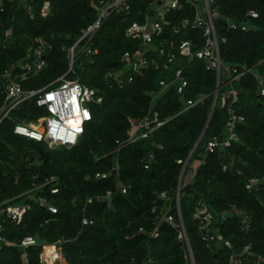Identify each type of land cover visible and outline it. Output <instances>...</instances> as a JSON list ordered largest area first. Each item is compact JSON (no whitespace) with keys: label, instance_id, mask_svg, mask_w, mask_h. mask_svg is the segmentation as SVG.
<instances>
[{"label":"trees","instance_id":"1","mask_svg":"<svg viewBox=\"0 0 264 264\" xmlns=\"http://www.w3.org/2000/svg\"><path fill=\"white\" fill-rule=\"evenodd\" d=\"M0 1V74L20 63L13 75L26 91L42 89L66 75L103 97L101 104L92 106L93 120L72 147L53 148L14 134L16 124L37 125L47 116L36 98L21 103L0 125V204L4 203L0 211L11 205H31L21 223L3 218L0 235L9 243L0 244V264H24L25 254L28 264H41L42 245L58 242L65 264H192L180 227L176 192L182 172L177 161L186 160L193 150L182 180L180 208L194 263L229 264L232 252L246 245L264 256V95L257 94L255 77V73L264 76V0H216L214 5L219 12L215 27L223 63L253 68L230 86L237 92L232 109L244 117L237 123L238 139L214 153H208V142L228 137L230 114L219 98L198 143L211 115L218 82L217 73L207 68L205 60H188L169 50L174 60L167 69L152 67L133 74L124 68L125 52L144 53L141 39L127 37L126 29L134 21H146L154 0H131L127 18L124 12H111L91 40L97 53L87 55L76 49L71 72L68 50L112 0ZM47 1L50 13L44 17L41 10ZM251 10L259 17L248 16ZM194 16L193 7L182 0L178 10L167 11L168 23L156 43L191 40L200 49L205 42L202 31L182 26L184 19L192 21ZM230 23L245 25L247 30H232ZM8 30L12 35L7 38ZM38 38L52 48L45 55L47 66L35 72L23 64L31 61L29 54ZM146 56L166 62L157 54ZM180 69L189 83L181 94L174 82ZM109 72H117L119 78L107 79ZM161 81L169 86L155 98L162 90ZM228 81V71L223 69L220 95L227 91ZM200 97L202 101L186 108L189 100ZM3 102L0 84V105ZM154 112L166 121L164 126L148 139L114 152L118 142L127 138L131 120ZM225 163H229L226 171ZM117 165L118 176L112 173ZM191 170L195 171L193 178L188 174ZM97 173L109 176L96 178ZM52 178L57 182L48 183ZM253 178L263 179L258 190L249 186ZM120 182L127 189L125 194L118 187ZM54 187L57 193H52ZM164 192L166 198L161 197ZM40 198L57 212L41 205ZM202 199L220 219L224 215L225 220H218L219 231L231 249L223 243L209 246L201 239L194 213ZM242 213L252 216L248 233L241 228ZM84 218L88 220L85 226ZM28 236L38 244L23 248L20 243Z\"/></svg>","mask_w":264,"mask_h":264},{"label":"built area","instance_id":"2","mask_svg":"<svg viewBox=\"0 0 264 264\" xmlns=\"http://www.w3.org/2000/svg\"><path fill=\"white\" fill-rule=\"evenodd\" d=\"M131 0H112L105 4L101 14L97 20L83 30V35L76 42V44L68 50V58L70 60L69 72L73 69V63L77 57L76 49L80 47L81 52L91 55L92 53H97L96 49H92L90 46L91 40L95 33L101 28L103 22L115 11L117 13L124 12L127 18L131 15ZM186 3L190 4L195 12L194 19H184L182 21L183 27L191 26L202 31L203 37L205 39L204 45L198 49L197 44L191 40H178L171 39L166 42L156 43L164 32V25L168 23L166 21V13L169 10H178L181 6L182 0H154L150 4L151 13L146 16V21L140 23L137 21L132 22L126 29V36L129 38H140L142 41V47L144 53L140 50L135 52H125L122 57V62L126 71L130 73H142L143 70H148L150 68L162 69L168 68L174 60V56L170 53L174 51L180 56L188 59H200L207 62V68L214 70L217 73V78L220 75V80L217 82V88L215 91V98L221 100V105L224 107L226 99L232 94L233 101L228 109L230 114V120L227 124L229 135L226 139H220L219 137H214L208 142L207 151L208 153H214L220 148H225L230 142L237 140V123L244 121L242 115L237 114L233 109V104L237 101V92L230 87L232 82L238 78L246 75L247 73L253 72V68H236L227 67L223 63L220 54V43L215 27V18L218 17L219 12L214 8L216 0H185ZM1 2V1H0ZM50 2H45L42 7L41 13L44 17L48 16L50 13ZM252 18H258L259 14L257 11L251 10L247 14ZM229 28L232 30L241 29L243 31L247 30V26L239 25L237 23H230ZM178 30H176L177 32ZM12 35V30L6 32V37ZM52 46L47 43L43 38L36 39L34 44L33 53L29 54V59L31 60L26 67L35 72H40L47 66L45 55L50 51ZM170 50V52H169ZM147 54L153 53L159 55L161 58H166V62H159L156 59H150ZM22 65L20 63L16 64L12 69L6 70L4 73L0 74V84H1V94L4 96V102L0 105V125L2 122L10 117L12 111L17 109L21 103L28 99L36 98L37 105L46 108L48 114L47 116L41 118L39 123L36 124H25L18 123L14 127V134L20 137H25L36 142H45L49 147L58 146H75L85 133L87 124L93 120V105H99L103 101V97L99 92L87 85L82 84L79 80L67 79L66 75L58 78L57 80L50 83L48 86L34 91H26L21 82L14 77L13 70L15 67ZM228 71L229 81L225 83L228 84L227 91L220 95L221 89V76L222 70ZM117 72H109L106 75L107 79L117 80L119 77ZM255 77L258 81L257 94L260 96L264 95V76L255 73ZM133 81V76L130 75L129 82ZM174 82L177 84V92L179 94L183 93L184 90L189 86L188 80L184 77L183 70L180 69L176 71V77ZM161 91L155 93V98L158 97L165 89L168 88L169 84L166 81L160 82ZM224 86V85H223ZM204 97L198 98L196 101L189 100L187 102V109L194 107ZM214 98V99H215ZM166 121L160 120L158 112H154L142 119L131 120L130 129L127 132V138L118 142V146L114 152L118 153L122 148L135 143L141 139H148L150 135L164 126ZM193 150L186 160L179 159L178 164L182 165L181 179L176 192L177 198V208L179 211L181 223V231L188 248L189 259L192 264H194V256L189 240V236L185 229L183 220L181 218V189L183 176L187 170V167L191 161L194 154ZM229 157V156H227ZM152 158V156H150ZM230 163V162H229ZM229 163L223 165V170L226 171L229 168ZM148 169V166H146ZM116 171L119 175V166L117 165L112 173ZM189 177L193 178L195 171H189ZM108 173H97L96 178H108ZM57 178H52L48 183H56ZM262 178H253L249 180L250 188H255L258 190V185L262 181ZM118 187L122 189L125 194L127 192L126 187L120 182ZM58 188L54 187L52 193H57ZM111 192L107 193V197H110ZM168 194L166 192L161 194V197L166 198ZM41 205H48L44 198H40L38 201ZM91 202V200H89ZM0 204V207H3ZM49 210L56 213L57 210L52 205H48ZM31 209L30 204H25L21 206L11 205L7 206L4 210L0 211V233L2 231V220L7 217L9 220L15 223H21L25 214ZM4 214H3V213ZM215 215L208 207L205 200L198 202L196 210L194 213V219L198 222V231L201 235V239L207 244L212 245L224 244L228 248H232L229 241H224L223 235L219 231L218 220H225L224 215ZM169 221H174L173 216L168 217ZM82 224L85 226L88 224L86 218L83 219ZM252 216L248 213H242L241 228L246 233L252 228ZM9 243L0 235V244ZM38 244L37 239L28 236L25 237L20 245L23 248H28ZM60 242L55 244H43L42 251L40 253V263L41 264H65V257L60 246ZM24 264H28L27 255L23 256ZM229 264H264V256L257 254L252 250L251 245H246L239 252H232L230 256Z\"/></svg>","mask_w":264,"mask_h":264},{"label":"water","instance_id":"3","mask_svg":"<svg viewBox=\"0 0 264 264\" xmlns=\"http://www.w3.org/2000/svg\"><path fill=\"white\" fill-rule=\"evenodd\" d=\"M70 69H71V67H70ZM218 80H220V75L218 76ZM232 101H233V95L231 94V95L226 99V103H225V106H224V107H225L226 109H229L230 104H231ZM216 105H217V100H216V98H215V99H214V104H213V108H212V111H211L210 118H209V120H208V123H207V125H206V128H205L203 134L201 135V137H200L198 143L200 142V140L202 139L203 135H204L205 132H206V129H207L208 124H209V122H210V120H211V117H212V115H213V112H214V110H215ZM197 145H198V144H197ZM197 145H196V147H197ZM196 147H195V148H196ZM113 175H117V172L114 171V172H113ZM194 264H195V263H194Z\"/></svg>","mask_w":264,"mask_h":264},{"label":"rangeland","instance_id":"4","mask_svg":"<svg viewBox=\"0 0 264 264\" xmlns=\"http://www.w3.org/2000/svg\"><path fill=\"white\" fill-rule=\"evenodd\" d=\"M80 48V47H79ZM79 48L77 49V51L79 50ZM231 105V104H230Z\"/></svg>","mask_w":264,"mask_h":264}]
</instances>
